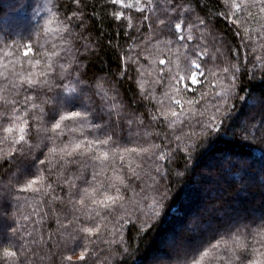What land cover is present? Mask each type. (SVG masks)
Wrapping results in <instances>:
<instances>
[{
  "label": "snow or ice",
  "instance_id": "6c2138e0",
  "mask_svg": "<svg viewBox=\"0 0 264 264\" xmlns=\"http://www.w3.org/2000/svg\"><path fill=\"white\" fill-rule=\"evenodd\" d=\"M80 2L74 0L77 6ZM110 3L112 19L132 41L127 53L121 55L122 75L130 64L137 66L134 70L140 95L152 106L146 113L148 120L175 129L198 114L201 119L196 123L201 133L219 127L222 121L217 115L230 112L228 101L235 94L242 71L240 52L238 48L231 50L236 63H218L221 49L209 51L205 33L210 31L211 19L200 15L204 11L200 0H195L196 7L193 0ZM218 8L214 15L235 25V36L241 37L239 29L251 21L258 24L256 38L264 39V23H260L264 21V0H222ZM43 11L42 23L26 37L0 38V160L19 159L24 164L16 183L10 182V190L5 189L16 201L13 216L19 227H10L11 235L0 243V264H33L39 247L53 239L51 233L45 237L36 228L29 231L20 225V220L28 221L30 215L20 212L21 198L25 203L29 199L26 193H32L39 204H47L49 211L44 216L50 212L55 217L60 239L83 241L78 259L84 261L93 242L108 243L104 237L109 236L111 243H116L118 234L122 241L123 225H134L135 221L121 211L132 197L155 190L153 185L159 183L156 178L168 174L162 171L160 161L172 159L171 149L153 142L152 134L143 129L145 114L126 120L127 139L134 135L137 140L134 146H122L123 105L118 94L107 104L97 105L93 95H100L98 86L93 92L92 85L82 79L80 49L73 52L71 47L72 21L80 19L76 27H82V14L61 15L59 8L53 10L51 0H45ZM136 16L138 20H134ZM145 27L147 36L142 35ZM132 31L137 35H131ZM243 32L242 42L253 40L249 28L244 27ZM220 40L223 43V36ZM84 48L87 51V45ZM244 61L247 63L246 55ZM261 63L264 66V60ZM145 74L152 78L151 91L140 82ZM156 86L163 89L159 98ZM257 102L264 106V93ZM133 124L137 126L135 133ZM186 135L189 140L198 135L191 124ZM145 160L152 161L150 169H145ZM3 195L0 192V199ZM160 195L162 200L166 191ZM160 205V200L152 199L154 216ZM33 211L39 214L40 210ZM184 256L181 264H264V215L248 223L222 226L206 242L190 246ZM63 259L76 264L71 253Z\"/></svg>",
  "mask_w": 264,
  "mask_h": 264
},
{
  "label": "trees",
  "instance_id": "16d2710c",
  "mask_svg": "<svg viewBox=\"0 0 264 264\" xmlns=\"http://www.w3.org/2000/svg\"><path fill=\"white\" fill-rule=\"evenodd\" d=\"M221 2L222 0H200V5L204 8L200 15L211 19L208 25L210 31L205 33V41L209 51L217 47L221 49V54H218V63L222 65L236 63L231 50L238 48L242 71L239 74L235 94L228 101L230 112L217 115V119L222 121L219 127L201 133L196 123L201 119L198 114H193L190 121L186 120L183 126L178 125L175 129H169L148 120L146 113L152 106L140 95L137 72L134 70L137 66L130 64L127 73L122 75L121 55L127 53L132 41L126 38L125 30L112 19L110 13L113 5L110 0H81L79 6L74 3V0H51L53 10L59 8L61 15L71 12L82 14V27H76L81 23L80 19L72 21L73 35L69 38L71 47L73 52L77 48L80 49L78 58L82 79L92 85L93 92L98 86L100 95H93L96 104L100 105L102 102L107 104L113 96L118 94V102L123 105L122 146H134L137 140L134 135L131 140L127 139L129 129L126 120L128 118L135 120L140 114H145L143 129L152 134L153 142L171 149L172 159L170 162L160 161L162 171L169 173L163 184L159 186L161 189L158 195L164 190L169 199L164 202L157 218L152 222L135 220L134 225H123L122 241L118 234L115 237L116 243H111L112 238L109 236L104 237V240L109 241L108 243L93 242L89 245L91 252L84 261L78 259L83 241L60 239L57 236L59 225L55 217L50 212L48 216H44V212L49 211L47 204H39L32 193H26L25 195L29 197L27 201L32 200V202L25 203L22 197L20 204H23V207L20 208V212L30 214L29 217L32 219L29 218L28 221L21 219L20 225H26L29 231L36 228L45 237L49 233L53 235V239L47 246L39 247L37 257L33 258V264H70L63 259L69 253L76 264H137L145 258L147 253L155 257L151 264H181L185 259L184 252L190 246L201 241L206 242L222 226H227L228 223H248L253 218L264 215V192L259 190L264 189V106L257 102L264 93V66L261 63L264 60V47H262L264 39L256 38L259 31L258 24L251 21L239 30L243 37V28H249L253 37L252 41L244 39L242 42L241 37L235 36L236 26L226 24L214 15L220 10L218 4ZM193 7H196L195 0H193ZM44 8L45 0H0V38L8 41L26 37L36 24L42 23L41 17L46 15ZM252 11L255 13L256 9ZM206 13L211 15H205ZM138 19V16L134 17V20ZM131 35H137V33L132 31ZM142 35H148L146 27ZM221 36H223V43L220 40ZM84 45H87V51ZM135 51L136 49L133 48L132 52L135 53ZM245 55L247 63L244 61ZM151 79L149 74H145L140 81L149 91L154 87ZM156 87L157 94L163 91L159 86ZM112 118L115 120V115ZM189 124L198 134L191 140L186 135ZM136 127V124L132 125L133 133ZM244 129H248V132L246 133ZM157 132L159 136L156 135ZM176 136H180L181 139L176 140ZM240 159H245L248 164L242 166L239 164ZM23 168L24 164L19 159L10 162L0 160V192L4 193L3 199H0V243L5 242L11 235L8 231L10 227H19L14 224L16 217L13 216L16 212V201L11 200L5 189L10 190V182L16 183ZM210 168L216 169L214 176L208 175L195 190V176L200 174L199 171L202 169L210 173ZM150 182L151 180L148 181ZM248 182L251 184H247ZM259 186L261 188L258 189ZM239 188L245 190L246 195H240ZM191 191L196 192V198L193 201H189ZM149 193L157 196L158 191L155 189ZM210 193L215 195L210 196ZM255 193L258 197L260 196V199L254 202L260 212L257 216L247 213L250 209L247 204L252 202ZM138 200L139 204L141 199L138 198ZM185 200H187L186 203H184ZM231 200L241 207L244 214L235 215L226 210ZM208 205L210 210L206 212ZM200 207H205V210H200ZM37 208L40 210L39 214L33 211ZM178 215L181 216L179 226L186 225L189 215L193 216L191 223L194 224L177 235V241L183 242L185 250L174 257L156 247V243L163 236L172 237V234H175L174 230L165 232V229L172 217L176 218ZM197 225L205 228H196ZM120 227L117 225L118 229ZM109 231H111V225H109ZM49 249H51L50 252ZM45 255L50 259H43ZM163 258L165 261L161 262L159 259Z\"/></svg>",
  "mask_w": 264,
  "mask_h": 264
},
{
  "label": "rangeland",
  "instance_id": "374dc122",
  "mask_svg": "<svg viewBox=\"0 0 264 264\" xmlns=\"http://www.w3.org/2000/svg\"><path fill=\"white\" fill-rule=\"evenodd\" d=\"M159 95V93L157 94V96ZM159 98V96H158ZM212 161V160H211ZM242 166L245 164H248L247 161H245V159H240L239 161ZM144 167L145 169H149L152 167V161H149V160H145L144 161ZM168 170H169V166H168ZM216 169L215 168H210V173L207 172L206 169H202V171L200 170L198 175L195 176V186H194V189L196 190L197 188H199V185H201L203 183V180L205 178L208 177V175L210 176H214V171ZM167 173H169L167 171ZM168 174L165 175L163 177V179H160V177H158V181L161 182L160 184L158 185H153V187L156 189V191H158L157 193V196L156 195H151L149 193V191L145 194L142 195V193H140L139 196H134L132 197V194L129 193L128 195L130 197H132L129 202L126 204L125 206V209H123L121 211V214H124L125 212L130 214L132 219L135 221V220H139L138 222L140 221H153L157 218L158 215H153L152 214V208H151V204H152V199L155 198L157 200H160L161 201V205L159 207V209L157 210L158 211V214H159V211L160 209H162V207L164 206V202H166V200L169 199V196L168 194L166 193V196L161 200V195H158L159 194V190L161 189L159 186H161V184H163L162 182L165 181V179L167 178ZM16 177V175H15ZM260 180V179H259ZM152 181L149 183L151 184ZM205 183V182H204ZM247 184H251V183H247ZM245 184L246 186H249ZM203 186L206 188V185L203 184ZM261 188L260 186L258 187V189ZM261 191L264 192V189H259ZM137 191H139V189H137ZM161 193H164V190H162ZM238 193L240 195H246V192L245 190L243 189H240L238 190ZM196 192L195 191H191L190 192V199L189 201H193L195 200L196 196H195ZM252 194H253V191H252ZM212 195H215V194H212L210 193V196ZM258 195V194H257ZM255 193V195L253 196L254 199H252V202L250 204H247V206L250 208L247 213H250L252 215H260V212L258 210V207H256L254 204V202H257V200L260 199V196L258 197ZM138 198L141 199V201L139 202L140 206H138ZM29 202V204L32 202V200H29L27 201ZM187 200L184 201V203H186ZM229 205L226 206V210L229 211V212H233L235 213V215H241V214H244V212L241 210V207L236 204L234 201H230L228 202ZM250 205V206H249ZM141 207V208H140ZM180 207H181V203H180ZM209 205L207 206V210L206 212H209L210 209H208ZM200 210H205V207H200ZM30 220L32 219L31 217H29ZM188 220H187V223L185 226H179L180 225V222H181V216L178 215L176 218L175 217H172L171 219V222L168 224V227H166L165 229V232H171V231H175V234H172V237H166V236H163L162 239L156 243V247L158 248H161L164 252L166 253H169L171 256H177L178 253H182L184 250H185V245L183 244V242L181 241H177V235L178 234H181L183 233L184 231H186V228H191V226L194 224V223H191L192 222V219H193V216L189 215L188 217ZM126 225V224H125ZM196 228H205L204 226H196ZM168 254V255H169ZM155 259V257L153 255H149L147 253V255L145 256V258L141 261V262H138L137 264H151L153 262V260ZM161 260V262L165 261V259H159Z\"/></svg>",
  "mask_w": 264,
  "mask_h": 264
}]
</instances>
